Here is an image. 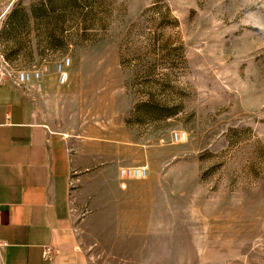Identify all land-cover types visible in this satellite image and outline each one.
Segmentation results:
<instances>
[{
	"label": "rangeland",
	"instance_id": "374dc122",
	"mask_svg": "<svg viewBox=\"0 0 264 264\" xmlns=\"http://www.w3.org/2000/svg\"><path fill=\"white\" fill-rule=\"evenodd\" d=\"M19 74L118 171L95 264H264V0H0V80ZM136 220L169 239L114 231Z\"/></svg>",
	"mask_w": 264,
	"mask_h": 264
},
{
	"label": "crops",
	"instance_id": "0c3cea01",
	"mask_svg": "<svg viewBox=\"0 0 264 264\" xmlns=\"http://www.w3.org/2000/svg\"><path fill=\"white\" fill-rule=\"evenodd\" d=\"M99 147L91 150L89 143L57 131L25 86L0 80V264L96 263L104 251L91 239L94 224L99 219L105 225V217L121 212L120 197L107 203L109 185L119 193L121 183L114 167L106 180V151ZM85 208L90 211L78 226ZM146 226L136 220L114 231L130 238L151 233L152 243L143 246L151 251L159 247L154 239H169V227Z\"/></svg>",
	"mask_w": 264,
	"mask_h": 264
},
{
	"label": "built area",
	"instance_id": "2783aa9c",
	"mask_svg": "<svg viewBox=\"0 0 264 264\" xmlns=\"http://www.w3.org/2000/svg\"><path fill=\"white\" fill-rule=\"evenodd\" d=\"M13 81L17 86H23L25 84L24 83L25 76L23 74H19V76L15 77ZM63 81H66V75L63 76ZM173 137L177 142H183V140L186 138V135L184 133L183 134L175 133ZM120 174L122 178L140 179V178H146L148 176V171L146 168H127V169L121 170ZM45 256L47 258L49 256L50 257L52 256V252L50 248L46 250Z\"/></svg>",
	"mask_w": 264,
	"mask_h": 264
}]
</instances>
